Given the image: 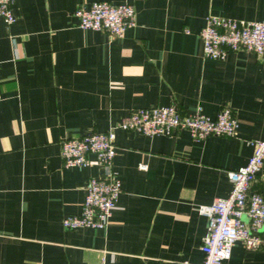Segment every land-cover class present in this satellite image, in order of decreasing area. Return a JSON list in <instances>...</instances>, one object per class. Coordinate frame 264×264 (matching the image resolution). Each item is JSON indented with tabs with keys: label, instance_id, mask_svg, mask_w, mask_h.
Returning <instances> with one entry per match:
<instances>
[{
	"label": "crops",
	"instance_id": "crops-1",
	"mask_svg": "<svg viewBox=\"0 0 264 264\" xmlns=\"http://www.w3.org/2000/svg\"><path fill=\"white\" fill-rule=\"evenodd\" d=\"M95 0H16L0 15V264H183L202 261L207 217L198 209L233 188L264 135V53L206 57L207 15L264 19V0H109L136 9L121 37L74 14ZM174 104L215 117L236 113L235 135H147L117 126L137 107ZM115 127L122 181L106 227L68 228L95 162L66 166L61 143ZM146 163V167H141ZM253 191L264 192V165ZM221 264H264L242 240Z\"/></svg>",
	"mask_w": 264,
	"mask_h": 264
},
{
	"label": "built area",
	"instance_id": "built-area-1",
	"mask_svg": "<svg viewBox=\"0 0 264 264\" xmlns=\"http://www.w3.org/2000/svg\"><path fill=\"white\" fill-rule=\"evenodd\" d=\"M15 1L0 0V15L8 23L16 19ZM74 14L81 27L107 31L112 36L121 37L136 24V9L128 2L95 0L89 7L79 5ZM200 36L206 57L224 58L229 52L240 49L259 55L264 53V19L248 20L210 13ZM117 126L150 136L172 135L177 129L186 128L194 138L202 139L209 135H235L239 120L230 106L223 107L212 117L200 109L183 113L171 104L137 107ZM251 142L254 151L248 162L228 171L233 183L231 193L198 206L206 215L208 225L202 244L204 259L185 260L183 264H221L231 257L237 240H242L249 248L264 249V192L251 189L264 165V135ZM116 153L115 127L62 141L61 155L66 166H87L93 163L90 158L93 154L95 162L104 169L102 176L89 177L82 211L65 216L62 221L65 227L107 226L122 191L121 178L113 166ZM140 165L147 166L146 163Z\"/></svg>",
	"mask_w": 264,
	"mask_h": 264
}]
</instances>
